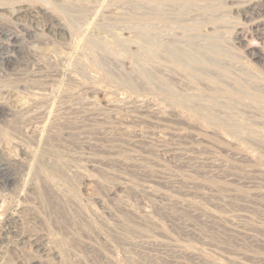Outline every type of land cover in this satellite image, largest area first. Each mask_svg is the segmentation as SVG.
<instances>
[{
    "label": "rangeland",
    "instance_id": "374dc122",
    "mask_svg": "<svg viewBox=\"0 0 264 264\" xmlns=\"http://www.w3.org/2000/svg\"><path fill=\"white\" fill-rule=\"evenodd\" d=\"M180 1L0 0V264H264V0Z\"/></svg>",
    "mask_w": 264,
    "mask_h": 264
},
{
    "label": "bare ground",
    "instance_id": "6f19581e",
    "mask_svg": "<svg viewBox=\"0 0 264 264\" xmlns=\"http://www.w3.org/2000/svg\"><path fill=\"white\" fill-rule=\"evenodd\" d=\"M171 1L173 2V1H176V2H178V1H180V0H154V3H155V6L156 5H164V4H166L167 2H170L171 3ZM191 1H193V0H191ZM195 1V0H194ZM201 1V0H200ZM216 1V0H215ZM78 2V1H77ZM103 2V1H102ZM105 2H106V0H105ZM189 3H190V1H189ZM99 4V3H98ZM107 4H112V5H115V7H119L120 5H121V0H109L108 1V3L106 2V7H108V5ZM168 4V3H167ZM178 4H182V5H186V6H189V4H188V2L187 1H185V0H181ZM177 4V5H178ZM191 4V3H190ZM209 4V3H208ZM217 4V3H216ZM89 5V4H88ZM150 5V4H149ZM192 5V4H191ZM202 6V5H201ZM211 6V5H210ZM209 6V7H210ZM216 6V5H215ZM90 7V6H89ZM103 7V6H102ZM121 7V6H120ZM162 7V6H161ZM168 7V6H167ZM199 7V6H198ZM214 7V6H213ZM179 8V7H178ZM102 9V8H101ZM119 9V8H118ZM167 9V8H166ZM175 9V8H174ZM195 9V8H194ZM205 9H207L206 7H205ZM71 10V9H70ZM162 11H163V8L161 9ZM199 10H200V8H199ZM259 10V9H258ZM66 11L68 12L69 10L68 9H66ZM76 11H77V14L78 15H83L85 12H86V7H78L77 9H76ZM89 11V10H88ZM165 11V10H164ZM184 11V10H183ZM188 11V10H187ZM201 11V10H200ZM203 11H205V10H203ZM98 12V11H97ZM141 12V11H140ZM161 12V11H160ZM177 12V11H176ZM182 12V11H181ZM262 12H264V11H262ZM146 13V12H145ZM163 13V12H162ZM16 15H18V14H16ZM161 15V14H160ZM175 15V14H174ZM75 18V17H74ZM85 18V17H84ZM158 18H160L159 16H158ZM162 20V19H161ZM75 23H76V21H75ZM106 23V22H105ZM104 23V24H105ZM148 23V22H147ZM103 24V23H102ZM100 25V24H99ZM110 25V24H109ZM97 26V25H96ZM261 27V26H260ZM87 28V27H86ZM258 28V27H257ZM260 29V28H259ZM258 29V30H259ZM256 30V29H255ZM259 32V31H258ZM262 32V31H261ZM2 33V32H1ZM258 34V33H257ZM1 35V34H0ZM2 37H3V35H2ZM13 41V40H12ZM12 43V42H11ZM154 43V42H153ZM171 43H172V41H171ZM16 44V43H15ZM174 44H176V43H174ZM5 47V46H4ZM1 48V47H0ZM15 51V50H14ZM13 52V51H12ZM15 53V52H14ZM202 56V55H201ZM10 57V56H9ZM196 57V56H195ZM197 61H199V62H201V58L200 57H197V58H195ZM261 59V58H260ZM146 62V61H145ZM156 72V71H155ZM196 72H200V70H198V71H196ZM145 75V76H147L148 77V74H147V72L146 71H144V70H141V75ZM149 78V77H148ZM147 79V78H146ZM150 79H151V77H150ZM158 81V80H157ZM161 83L167 88V89H165V91L167 92V93H169L171 96H173V97H175V96H177L178 94H177V92L176 91H174L168 84H166V83H163L162 81H161ZM161 84V85H162ZM254 90V89H253ZM250 96H251V100L252 101H256V102H258L259 100H264V96H262V94H260V93H256V92H252L251 94H250ZM5 177V176H4ZM7 178V177H6ZM8 181V180H7ZM7 231V230H6ZM8 232V231H7ZM2 236V235H1ZM3 239V238H2ZM18 239V238H17ZM5 242V241H4Z\"/></svg>",
    "mask_w": 264,
    "mask_h": 264
}]
</instances>
